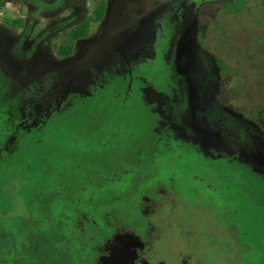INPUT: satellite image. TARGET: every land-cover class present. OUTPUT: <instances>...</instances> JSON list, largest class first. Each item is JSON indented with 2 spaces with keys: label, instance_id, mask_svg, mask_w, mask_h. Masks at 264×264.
I'll return each mask as SVG.
<instances>
[{
  "label": "rangeland",
  "instance_id": "obj_1",
  "mask_svg": "<svg viewBox=\"0 0 264 264\" xmlns=\"http://www.w3.org/2000/svg\"><path fill=\"white\" fill-rule=\"evenodd\" d=\"M98 1L0 4V95H27L31 114L67 96L59 131L29 133L34 152L11 171L30 184L28 222L0 231V256L14 243L13 264H97L110 236H142L167 195L182 222L213 223L200 234L210 262L264 264V0L239 12L238 0H105L59 58Z\"/></svg>",
  "mask_w": 264,
  "mask_h": 264
},
{
  "label": "flooded vegetation",
  "instance_id": "obj_2",
  "mask_svg": "<svg viewBox=\"0 0 264 264\" xmlns=\"http://www.w3.org/2000/svg\"><path fill=\"white\" fill-rule=\"evenodd\" d=\"M18 1L28 2L17 0L15 4ZM1 2L0 0V4ZM0 97L2 98L0 102V231L5 229V232L10 234L14 231L13 226L19 221L24 220V224L28 222L26 217H28L29 208L19 190L23 191L30 187L26 181L22 188L17 186L11 171L17 168L18 161L32 153L31 140H25L29 133L32 134L38 130L49 132L55 125L54 128H57V132L59 131L62 124L60 121L63 122L60 110L67 101V96L65 99L56 92L54 95L43 96V101L38 103L36 112L32 114L28 109L27 95L8 93ZM42 104L49 105L45 112ZM28 116L29 122L26 121ZM50 126L52 129H48ZM37 143L40 145V142ZM45 148L48 147L45 146ZM46 149L43 148L41 151L42 157ZM23 173H26L25 179L30 178L31 172L28 168L20 172V174ZM165 196V204H163L164 201L159 205L149 204L145 233L142 236L125 233L110 236L103 243V253L99 256L97 264H220L219 260L215 263L209 261L210 241H207V246L200 243L201 227L207 230L213 227V223H208L203 217L199 218L201 223L196 221L195 214H198L196 211H189L187 215L189 221L182 222L184 217L182 209L185 205L183 204L182 207L180 201L176 202L169 196ZM191 209L193 208L190 207ZM23 232L26 233V229ZM233 237L232 241L235 243V235ZM213 247L215 250L212 254L215 259L220 255L223 256L224 251L218 249L217 243ZM8 248V253L3 252L0 256V264H13L14 243H10ZM228 264H239V261L237 257H231Z\"/></svg>",
  "mask_w": 264,
  "mask_h": 264
},
{
  "label": "trees",
  "instance_id": "obj_3",
  "mask_svg": "<svg viewBox=\"0 0 264 264\" xmlns=\"http://www.w3.org/2000/svg\"><path fill=\"white\" fill-rule=\"evenodd\" d=\"M2 4L4 5L5 0H1ZM16 3L17 0H12ZM26 1V0H21ZM27 1H39V0H27ZM242 2L243 0H238L239 8L234 9L233 12H239L242 9ZM106 1L99 0L97 3H94L91 8V14L84 19L79 25L64 31V36L69 40L67 44H59L55 46L56 55L61 59H68L73 56L74 47L76 42L80 40H84L88 38L91 28L100 22L103 21L105 14H106ZM5 25L9 26L10 28H22V21L21 19H13V17L7 16L3 19ZM219 66L224 69L225 65L223 63H219ZM38 151L37 149H34ZM34 151H32L31 155ZM17 167H20L17 162ZM27 166V165H26ZM21 168V167H20ZM23 167L20 172L23 171Z\"/></svg>",
  "mask_w": 264,
  "mask_h": 264
}]
</instances>
